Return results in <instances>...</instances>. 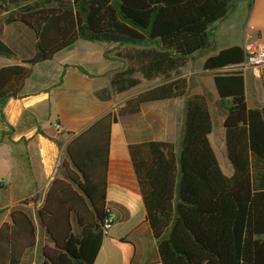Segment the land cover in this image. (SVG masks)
<instances>
[{"label": "trees", "instance_id": "trees-1", "mask_svg": "<svg viewBox=\"0 0 264 264\" xmlns=\"http://www.w3.org/2000/svg\"><path fill=\"white\" fill-rule=\"evenodd\" d=\"M31 1L37 0H0V32L6 24L21 23L36 39L32 57L0 67V142H14L18 129L7 122L4 107L10 98L20 97L33 66L78 39L110 44L113 50L105 56L115 51L125 62L110 77L116 94L142 79L163 80L118 111L134 114L143 103L186 96L185 78L168 80L195 54L213 51L215 24L239 1L251 7L253 0H66L68 6L33 9ZM247 54L234 45L207 55L202 63L204 70L216 71L214 86L226 110L230 176L223 173L208 141L213 123L204 93L185 99L179 156L168 142L129 146L161 264H264V106L249 109L243 73L228 70L242 64ZM0 55L14 56L1 38ZM261 80L264 86V66ZM96 95L105 97L104 91ZM115 117L107 112L67 143L60 165L63 177L52 179L36 212L40 233L27 211L11 210L10 223L0 226V264H93L104 238V220L110 216L106 192ZM47 158L54 166L56 150L50 149ZM29 199L36 198L20 204Z\"/></svg>", "mask_w": 264, "mask_h": 264}, {"label": "crops", "instance_id": "crops-1", "mask_svg": "<svg viewBox=\"0 0 264 264\" xmlns=\"http://www.w3.org/2000/svg\"><path fill=\"white\" fill-rule=\"evenodd\" d=\"M0 38L14 52V56L0 55L5 60L0 67L19 64L34 54L35 35L21 23L4 25ZM234 45L247 51L264 52V0H253L251 7L248 2L239 1L225 19L217 22L215 49L207 55ZM110 47L78 39L52 59L35 64L20 97L7 101L4 107L7 122L15 129L21 128L19 132L15 131L13 143L0 142V226L10 223L12 209L21 207L33 218L37 233H40L36 212L52 179L63 177L60 170L62 151L72 137L113 111L116 117L111 126L106 192V207L113 223L93 264H161L156 252L158 241L152 237L146 221L129 146L148 141L168 142L179 156L184 134L185 99L204 93L213 123L208 141L223 173L230 176L232 168L226 157L223 126L226 110L221 106L214 86L216 71L204 70L202 63L207 55L195 54L179 75L168 80L185 78L188 83L186 96L143 103L134 114L119 113L127 100L163 80L142 79L137 86L120 94L114 93L110 77L123 69L125 62L111 52L106 57L105 52ZM77 67H82L86 73ZM262 67L243 72L245 101L249 109L264 106ZM99 91H104V98L96 95ZM55 124L60 125V133L55 131ZM50 149L57 153L54 166L48 164ZM3 177L8 178L7 183ZM36 193H39L38 197ZM31 197L36 199L20 204Z\"/></svg>", "mask_w": 264, "mask_h": 264}, {"label": "built area", "instance_id": "built-area-1", "mask_svg": "<svg viewBox=\"0 0 264 264\" xmlns=\"http://www.w3.org/2000/svg\"><path fill=\"white\" fill-rule=\"evenodd\" d=\"M264 65V52L248 51L245 61L242 64H239L236 68L228 70H234L239 72H245L249 69L260 68ZM55 131L57 133L61 132V127L59 124L54 125ZM113 218L112 216L106 217L104 220L103 234L106 236L109 233V230L112 226Z\"/></svg>", "mask_w": 264, "mask_h": 264}, {"label": "rangeland", "instance_id": "rangeland-1", "mask_svg": "<svg viewBox=\"0 0 264 264\" xmlns=\"http://www.w3.org/2000/svg\"><path fill=\"white\" fill-rule=\"evenodd\" d=\"M47 6H68V3L66 2V0H37V1H31L30 2V8H32V9L33 8L47 7ZM238 11L240 12V10H238ZM251 22H254V19H252ZM109 46H111V45L109 44ZM110 49L113 50L112 46L110 47ZM110 49H109V51H110ZM111 54H115V51H112ZM1 57L2 56H0V66H1V64H3V62H5V60L3 58H1ZM43 125H45V124H43ZM60 157H61V162L60 163H62V161H63L62 158L66 157V153H65L64 150L62 151V154L60 155ZM3 180L6 183L8 182V178L7 177H3ZM19 191L21 192V186L19 188ZM36 255L37 254H35L34 260L37 259Z\"/></svg>", "mask_w": 264, "mask_h": 264}]
</instances>
